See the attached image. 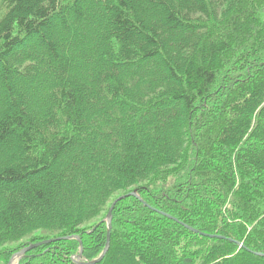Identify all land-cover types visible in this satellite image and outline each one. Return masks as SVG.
<instances>
[{"label":"trees","instance_id":"trees-1","mask_svg":"<svg viewBox=\"0 0 264 264\" xmlns=\"http://www.w3.org/2000/svg\"><path fill=\"white\" fill-rule=\"evenodd\" d=\"M134 191L99 264H264V0H0V264Z\"/></svg>","mask_w":264,"mask_h":264},{"label":"water","instance_id":"water-1","mask_svg":"<svg viewBox=\"0 0 264 264\" xmlns=\"http://www.w3.org/2000/svg\"><path fill=\"white\" fill-rule=\"evenodd\" d=\"M130 197H135V198H138L140 199L139 195H138V192L137 191H134L132 193H129L127 195H124V196H121L119 197L118 199H116V201L113 203L108 215H107V218H106V221L108 223V226H109V232H108V239H107V244H106V247H105V250L104 252L102 253V255L100 256L99 259H96L94 261H91V262H87L86 264H99L100 262L103 261V259L105 258V256L107 255L109 249H110V244H111V230H112V222H113V212H114V209L116 207V205L121 202V201H124L125 199L127 198H130ZM196 233H198L197 231L195 230H192ZM204 235V234H202ZM207 237H210V238H216V236H213V235H205ZM70 240H78L82 246V241L80 239V237L78 236H69V237H64V238H56V239H50V240H47V241H43V242H40V243H37L35 245H31L27 248H25L24 250H22L19 254H16L9 262V264H16L18 263L23 255H25L26 253L32 251V250H35L41 246H44V245H49V244H52V243H56V242H60V241H70ZM260 256H264V255H261L259 254ZM77 261L82 263L83 262V249L81 250V253L78 255L77 257Z\"/></svg>","mask_w":264,"mask_h":264},{"label":"rangeland","instance_id":"rangeland-1","mask_svg":"<svg viewBox=\"0 0 264 264\" xmlns=\"http://www.w3.org/2000/svg\"><path fill=\"white\" fill-rule=\"evenodd\" d=\"M116 199H117V198H116ZM116 199L114 200V202L116 201ZM114 202H113V203H114ZM121 202H122V201H121ZM119 203H120V202H119ZM119 203H118V204H119ZM118 204H117V205H118ZM112 205H113V204H112ZM112 205H111V207H112ZM117 205H116V206H117ZM111 207H110V209H111ZM115 208H116V207H115ZM110 209H109V211H110ZM108 213H109V212H108ZM107 215H108V214H107ZM92 224L94 225L95 222H92L91 225H92ZM88 227H90V226H88ZM62 238H64V237H62ZM55 239H56V238H55ZM45 241H47V240H45ZM28 242H30V240H29V239H26V240H24L23 243L26 244V243H28ZM42 242H43V241H42ZM60 242H61V241H60ZM35 244H37V243L30 244L29 246H31V245H35ZM18 245H19V244L12 245V246H18ZM29 246H27V247H29ZM27 247H26V248H27ZM24 249H25V248H24ZM24 249H23V250H24ZM35 250H36V249H35ZM32 251H33V250H32ZM20 252H21V251H20ZM20 252H18V253H16V254H19ZM30 252H31V251H30ZM28 253H29V252H28ZM16 254H15V255H16ZM26 254H27V253H26ZM26 254H25V255H26ZM15 255H14V256H15ZM25 255H23V257H24ZM14 256H13V257H14ZM23 257H22V258H23Z\"/></svg>","mask_w":264,"mask_h":264}]
</instances>
